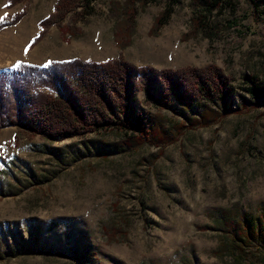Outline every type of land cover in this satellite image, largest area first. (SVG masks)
<instances>
[{
	"label": "rangeland",
	"instance_id": "rangeland-1",
	"mask_svg": "<svg viewBox=\"0 0 264 264\" xmlns=\"http://www.w3.org/2000/svg\"><path fill=\"white\" fill-rule=\"evenodd\" d=\"M7 1L0 18L25 16L0 34V70L123 57L155 71L215 65L234 83L226 105L192 109L162 110L140 92L153 139L106 130L29 140L2 129L0 264H264L258 229L239 249L231 226L264 215V96L246 85L255 76L264 87V0L211 11L210 0H79L69 31L51 27L33 49L59 0Z\"/></svg>",
	"mask_w": 264,
	"mask_h": 264
},
{
	"label": "trees",
	"instance_id": "trees-1",
	"mask_svg": "<svg viewBox=\"0 0 264 264\" xmlns=\"http://www.w3.org/2000/svg\"><path fill=\"white\" fill-rule=\"evenodd\" d=\"M27 1L8 0L7 7L12 9ZM228 1L210 0L209 10L222 8ZM76 2L79 0H59L53 14L38 23L39 31L28 48L38 45L51 27L64 33L69 31L63 24ZM138 2L145 7L153 0ZM167 15L164 13L158 24ZM24 16L23 11L0 18V34L19 24ZM233 83L234 78L215 65L155 71L149 67L135 68L123 57L113 62L79 58L52 60L42 65L16 62L0 70V131L17 127L29 140H61L106 130L137 135L138 140L153 139L156 129L135 106L140 92L147 93L162 110L173 108L175 103L192 109L202 100L226 105ZM246 85L253 98L264 96L258 77L248 76ZM18 139L14 137L15 145ZM231 226L239 249L251 243L257 229L264 239V215L260 220L243 217Z\"/></svg>",
	"mask_w": 264,
	"mask_h": 264
}]
</instances>
